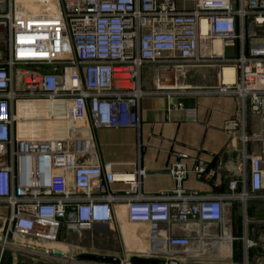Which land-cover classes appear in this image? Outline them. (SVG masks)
I'll list each match as a JSON object with an SVG mask.
<instances>
[{"label":"built area","instance_id":"built-area-1","mask_svg":"<svg viewBox=\"0 0 264 264\" xmlns=\"http://www.w3.org/2000/svg\"><path fill=\"white\" fill-rule=\"evenodd\" d=\"M1 1L3 243H54L62 229L103 223L117 224L125 238L126 223L145 230L151 248L142 254L167 264L197 256L194 243L230 234L225 198L264 200V0H53L54 13ZM144 65L160 84L193 67H215L212 89L239 99L240 116L223 123L243 144L228 193L188 191L184 153L167 168L174 188L159 195L143 192L145 169L99 160L86 131L139 126L140 99L154 92L141 85ZM57 102L69 104V113L58 112ZM249 114L258 118L256 133L246 131ZM65 119L71 126L58 135ZM39 125L49 132L39 134ZM250 143L258 151L249 152ZM195 171L213 173L203 161Z\"/></svg>","mask_w":264,"mask_h":264},{"label":"crops","instance_id":"crops-1","mask_svg":"<svg viewBox=\"0 0 264 264\" xmlns=\"http://www.w3.org/2000/svg\"><path fill=\"white\" fill-rule=\"evenodd\" d=\"M48 9L56 11V6L51 3ZM2 46L0 41V56ZM140 81L144 89L154 92L140 99L138 127H100L86 131L94 138L99 160L113 163L117 170L145 169L143 192L159 195L174 188L176 182L167 168L178 159L179 153H184L186 157L181 161L187 172L183 186L188 191L203 195L228 193V179L237 171L243 144L239 131L229 133L223 129V123L229 117L240 116V101L235 96L220 94L212 89L217 83L216 68L193 67L160 84L154 68L144 65L140 70ZM157 86L162 89L157 90ZM247 118L246 131L256 133L258 118L250 114ZM41 127L37 126L39 130ZM47 132L49 130L39 134L46 135ZM247 150L256 152L258 145L250 143ZM199 161H203L213 173L198 177L195 166ZM225 201L229 212L225 229L235 239L241 238L245 243L248 225H244V208L250 222L258 217L264 219V200L248 199L244 203L239 199L225 198ZM3 225L4 221L0 218V232ZM85 230H90L89 236L83 235L82 230L62 229L59 240L51 244L63 249L62 242L73 233L76 240L89 237L98 243L115 242L112 255L102 252L73 255L65 252L62 257H53L11 242H0V264H50L60 259L62 264H143L138 258L143 251L128 247L117 224H96ZM41 244L44 245L40 243L39 246ZM74 246L77 247L76 244Z\"/></svg>","mask_w":264,"mask_h":264},{"label":"rangeland","instance_id":"rangeland-1","mask_svg":"<svg viewBox=\"0 0 264 264\" xmlns=\"http://www.w3.org/2000/svg\"><path fill=\"white\" fill-rule=\"evenodd\" d=\"M18 3L25 7H29L31 10H40V9H48L49 4H53L56 6V3L53 0H17ZM6 6V1L0 2V8ZM49 10V9H48ZM55 10L53 11V13ZM2 47L4 44L2 43ZM57 111L62 112L64 114H68L70 110V105L67 104L62 105L61 102H57ZM62 109V110H61ZM63 122V128L56 131L58 135H62L65 131L71 126L70 120L65 119L61 120ZM42 124V123H41ZM59 128V124H58ZM41 134L42 128L40 129ZM7 213V209L4 205L0 204V216L5 215ZM226 216H229V212L227 211ZM246 214V210L244 208V222L248 225V239L253 241L254 245L247 247L246 243L242 242V239H233L231 242V246H229V254L221 255L219 246H212V240H203L200 243H194L192 245L193 250H197V256L195 257H185L179 259L180 264H192V263H202V264H264V219L258 217L256 220L250 222L248 220V216ZM247 218V221H246ZM4 226V225H3ZM6 227V226H5ZM4 227V228H5ZM253 228V231H251ZM101 230H105V228H101ZM212 230H216L213 229ZM90 230H82L83 235H90ZM2 233V230L0 234ZM78 233V232H75ZM254 235V236H253ZM71 236V237H70ZM66 241L62 242L64 246L63 249L58 247V245L45 243L44 247L55 248L63 251V253L68 252L73 255L80 252H102L112 255L113 247H116V243L112 242H102L93 241L91 238H81L76 240L75 234L72 233ZM211 241V242H210ZM12 243V242H11ZM77 245L75 247L74 245ZM32 245H35L34 243ZM39 245V244H37ZM217 248V249H216ZM205 251H204V250ZM53 257H62L63 255L57 254H49ZM139 259H142L143 264H148L147 260L151 259V256H144L142 253L138 255ZM161 260V258H160ZM129 263V262H128ZM50 264H62L60 260H53Z\"/></svg>","mask_w":264,"mask_h":264},{"label":"bare ground","instance_id":"bare-ground-1","mask_svg":"<svg viewBox=\"0 0 264 264\" xmlns=\"http://www.w3.org/2000/svg\"><path fill=\"white\" fill-rule=\"evenodd\" d=\"M56 11H57V8H56ZM219 44H220L219 40H216L215 45L219 46ZM26 109H28V105H25V110ZM139 226H141V225H139ZM123 232L125 235V239L127 241V245L131 249H136L139 251L148 252L149 249L151 248L150 244H149V240L146 237V232L141 227L140 228L137 227V229H136V228H133L131 225L124 223L123 224ZM211 243H212V246H219L220 247L219 252L221 255H228L229 254V246H231V235L230 234L224 235V236L220 237L219 239L213 240Z\"/></svg>","mask_w":264,"mask_h":264},{"label":"water","instance_id":"water-1","mask_svg":"<svg viewBox=\"0 0 264 264\" xmlns=\"http://www.w3.org/2000/svg\"><path fill=\"white\" fill-rule=\"evenodd\" d=\"M3 241V236L0 234V242ZM17 244L21 247L24 248H28V249H32L35 251H40V252H44L47 254H57V255H63V251L59 250V249H55V248H49V247H44V246H39V245H32L31 243L28 242H24L21 240L16 241ZM115 260V259H113ZM140 261H143L142 259H139ZM148 264H166L163 260H159L156 258H151L147 260ZM167 264H180L177 260H169L167 262ZM192 264H202V263H192Z\"/></svg>","mask_w":264,"mask_h":264}]
</instances>
